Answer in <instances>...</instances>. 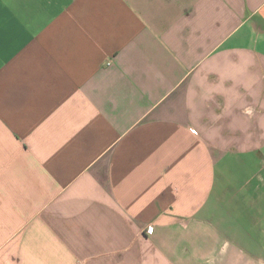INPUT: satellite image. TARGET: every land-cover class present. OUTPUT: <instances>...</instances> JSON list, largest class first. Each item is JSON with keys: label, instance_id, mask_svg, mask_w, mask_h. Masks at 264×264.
Wrapping results in <instances>:
<instances>
[{"label": "crops", "instance_id": "obj_1", "mask_svg": "<svg viewBox=\"0 0 264 264\" xmlns=\"http://www.w3.org/2000/svg\"><path fill=\"white\" fill-rule=\"evenodd\" d=\"M0 264H264V0H0Z\"/></svg>", "mask_w": 264, "mask_h": 264}]
</instances>
